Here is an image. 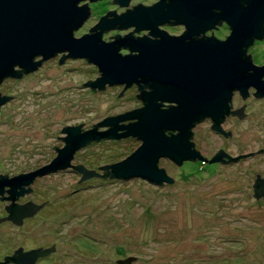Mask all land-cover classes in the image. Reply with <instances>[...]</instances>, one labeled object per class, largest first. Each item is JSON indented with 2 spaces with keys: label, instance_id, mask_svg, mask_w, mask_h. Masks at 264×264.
<instances>
[{
  "label": "rangeland",
  "instance_id": "rangeland-1",
  "mask_svg": "<svg viewBox=\"0 0 264 264\" xmlns=\"http://www.w3.org/2000/svg\"><path fill=\"white\" fill-rule=\"evenodd\" d=\"M107 5L103 0L90 3L89 20L72 35L80 36ZM166 30L178 32L174 27ZM115 32L121 34L119 29L108 30L102 39ZM227 33L225 27L213 31L217 38ZM250 51L263 57L264 44L255 43ZM60 55L0 83V92L10 95L0 106V173L47 164L55 156L53 145H63L56 137L62 135L63 126L80 123L89 129L103 117L139 105L133 87L118 95L116 85L91 92L81 83L97 75V67L78 57L57 62ZM261 115L231 123L239 144L229 146L231 153L236 147L248 152L262 145ZM196 132L199 146L209 152L220 141L207 131L206 123L199 124ZM139 143L123 136L94 141L75 150L69 164L80 163L101 173L98 166L122 159ZM158 165L174 178L173 183L159 186L140 177L98 175L77 184L80 174L71 169L38 177L33 198L48 204L20 228L0 226V253L17 243L51 242L54 250L42 264H116L114 259L126 256L135 257L130 264H264V197L255 198L251 189L254 172L264 174V155L254 153L227 165L202 160L175 165L159 158Z\"/></svg>",
  "mask_w": 264,
  "mask_h": 264
},
{
  "label": "water",
  "instance_id": "water-1",
  "mask_svg": "<svg viewBox=\"0 0 264 264\" xmlns=\"http://www.w3.org/2000/svg\"><path fill=\"white\" fill-rule=\"evenodd\" d=\"M82 0H0V79L7 75L18 76L20 71L35 68L40 59H45L58 51L61 53L57 62L64 56L85 58L93 63L99 72L92 81L82 82L102 88L103 84H120L122 88L130 83H136L139 92L135 94L141 99L142 106L124 111L116 115L103 117L92 123V127L82 130L79 124L61 127L65 131L62 147L57 148L55 156L44 165L25 173H18L5 178L0 174V199L9 198L3 205L6 216L20 223L22 215H30L39 204L29 200L17 204L12 201L17 194L30 190L27 182L34 174L43 171H54L71 165L79 174L75 182L92 176H116L127 178L138 176L149 181L161 183L160 180L171 181L161 167H156L159 156H167L173 162L187 160H220L235 159L256 151L229 155L218 150L206 159L193 149L189 141V127L204 115L210 116V127L223 135L229 130L220 129L217 124L222 119V112L227 115L236 114L239 118L243 103L228 110L230 89L237 88L241 98L247 95L245 87L253 85V95L264 94V65L255 66L250 63L248 53L243 50L251 38H260L262 21H264V0H156L151 5H132L131 9L115 14L107 10L88 28L89 33L75 37L72 31L76 29L88 14L86 3ZM117 5L126 4L127 0H112ZM224 20L230 28L224 39H216L211 35H203L202 31L213 23ZM183 23L184 29L179 35H170L157 24ZM133 25L131 31L119 36L117 33L110 41L100 39V31L107 27ZM148 29L153 38L144 34L132 36V31ZM216 28V27H215ZM127 47L133 53L120 54L118 47ZM39 55L40 58H32ZM17 65L20 68L13 69ZM147 87L149 90H143ZM10 95H0V102ZM165 101L170 104H162ZM160 105H166L161 107ZM132 120L125 124L118 121ZM97 125H108L102 130H95ZM116 129L121 131L115 132ZM164 129H175L174 134ZM135 136L139 145L122 159L98 166L101 173L85 168L82 164H68L69 159L78 145L89 139L108 136ZM226 156V160L220 158ZM7 184L8 188H2ZM22 184H26L23 188ZM255 198L264 193V177L255 178L252 183ZM17 187V190H15ZM5 190L7 195H1ZM46 201V200H44ZM53 249L48 247L30 248L20 251L17 246L10 255H3V261L11 260L13 264H31L38 254L47 253ZM133 256L114 259L116 264L128 263ZM0 261V264L1 262Z\"/></svg>",
  "mask_w": 264,
  "mask_h": 264
},
{
  "label": "flooded vegetation",
  "instance_id": "flooded-vegetation-1",
  "mask_svg": "<svg viewBox=\"0 0 264 264\" xmlns=\"http://www.w3.org/2000/svg\"><path fill=\"white\" fill-rule=\"evenodd\" d=\"M95 1H98V0H82V1H80V4L81 3H86V5L88 6V14H87V16H86V18L80 23V25L79 26H83L84 25V23L86 22V21H88L89 20V17L91 16L90 14V10H89V4L90 3H92V2H95ZM104 1V3H107L108 5L107 6H109V7H106L101 13H99L98 15H97V18H95L94 20H92L91 21V24L90 25H88V26H86L85 27V30H84V32L83 33H89V31H88V28L90 27V26H92L97 20H98V18H99V16L100 15H103V14H105V12L107 11V10H113V12L115 13V14H118L119 12H122V11H124L125 10V8H129V9H131V6L132 5H135V4H137V3H139V4H141V5H144V6H147V5H151L153 2H155L156 0H149L148 2H140V1H131V0H127L126 1V4H121V5H117V2L116 1H112V0H103ZM212 25H214L215 27H213V26H211V27H209V28H206V29H204L203 31H202V33H203V35H209L210 34V32H211V35L214 37V38H216V39H224V37L223 38H217L215 35H213V31H216V30H218L219 28H221V27H225L226 29H227V31H228V33H229V31H230V28L228 27V24L224 21V20H222V19H220V23H213ZM261 25H262V29H263V33H261V37L260 38H251V42L250 43H248L247 45H246V47H245V50H243V52H244V54H247L248 53V55H249V58H250V63L251 64H253V65H255V66H259L260 64H263L264 65V56L263 57H259V56H257V55H254L251 51H250V48L251 47H253L254 46V44L256 43V44H264V21H262V23H261ZM78 26V27H79ZM77 27V28H78ZM177 28L178 29V32H175V33H168L167 32V30H166V28ZM132 28H133V25H129V26H120V27H115V26H113V27H107L106 29H104V30H101L100 31V39H102V36L104 35V33L105 32H107L108 30H121V34H118L117 32H115V33H117L119 36H122V34H124V33H127L128 31H131L132 30ZM157 28L158 29H163L165 32H167L168 34H170V35H179L181 32H182V30L184 29V26H183V23H179V22H175V23H168V22H166V21H163V22H160V23H158L157 24ZM147 31H148V29H144V28H142V29H138V31H132L130 34H132V36H141L142 34H144V35H146V36H148V37H151V38H153V36H151L149 33L147 34ZM114 33V34H115ZM227 33V34H228ZM114 34H112V35H114ZM227 34L225 35V36H227ZM108 36H110V35H108ZM107 36V40L108 41H110V40H112L113 39V37H108ZM103 40V39H102ZM107 40H103V41H107ZM118 52L120 53V54H124V53H133V52H131V51H129L128 50V48L127 47H122L121 45H119V47H118ZM58 53H63V54H65L66 53V51H58V52H56V53H54L53 55H51V56H49V57H53V56H55L56 54H58ZM36 57H39L40 58V56L39 55H36V56H34L32 59L33 60H36L35 58ZM49 57H47V58H49ZM65 57H67V56H64L63 58H65ZM62 58V59H63ZM68 58H72V57H68ZM81 58H83V57H81ZM46 59V58H45ZM84 60H86L85 58H83ZM44 59H40L39 60V63L35 66V68L36 67H38L39 66V64L41 63V61H43ZM89 62V61H88ZM16 68H20V67H18L17 65H14L13 66V69H16ZM34 68V69H35ZM33 70V69H32ZM32 70H29V71H20V74L18 75V76H13V75H7V76H4V77H2L1 79H0V83L4 80V78H6V77H14V78H17V77H20L22 74H25V73H28V72H30V71H32ZM96 76H99V73L97 74V75H95L93 78H91V79H89L90 81H92ZM260 78L261 79H264V74L263 75H261L260 76ZM81 85L82 86H85V87H87L88 88V90H90L91 92H98V91H101V90H104L106 87H110V86H118L120 89L122 88V86H123V83H120V84H106V83H104L103 84V87L102 88H96V86H93V89H91L90 87H89V85L88 84H82L81 83ZM131 87H133L134 89H135V93L137 94L138 92H139V89H137L136 87V83H134V82H132V83H130L128 86H125V87H123V90L124 89H127V88H131ZM142 89L143 90H149V88H147V87H142ZM245 89H246V93H247V95H244L242 98H241V95H240V93H238V89L237 88H232V89H230V94H229V98H228V100H229V103H228V101L226 100V104L227 105H229L230 104V107H228V110H232V109H234V108H238L242 103H243V105H242V109H241V112L242 113H244L243 115H241L239 118L237 117V115L236 114H231L229 111L227 112V115L225 114V113H223L222 112V114H223V116H222V119L220 120V121H218L217 122V124L219 125V127H220V129H223V131L225 132V130L226 129H228L229 130V135L228 134H225V135H223L220 131H218V130H216V129H213V128H211L210 127V124L212 123V120L210 119V116H208V115H204V116H202L200 119H198L197 121H194L193 123H192V125H190V127L188 128L189 129V131H191L190 132V138H189V141H192V147H193V149H195V150H197V153L200 155V156H204L206 159H208L210 156H212L217 150H218V148L222 151V152H224L225 154H227V155H229L230 157H232V156H235V155H237V154H242V153H247L246 151H244V150H242L241 149V151H239V149L236 147L235 148V152L234 153H231L230 152V150H229V146H233V145H239L238 143H237V140H234L233 139V126L231 125V123L235 120V121H238V122H241V121H243L244 119H247V117H252V118H254V117H257V119H260L261 118V113H264V94H259V95H253L252 94V92L255 90V87H253V85H251V84H248L246 87H245ZM122 91V90H121ZM0 95H2V93L0 92ZM135 98L138 100V106H136L135 108H137V107H140V106H142L143 105V103L141 102V99L139 98V97H136L135 96ZM4 102H5V99L2 101V102H0V106H2V104H4ZM160 103H162V104H170V103H168V102H165V101H160ZM161 107H166V105H160ZM254 107V112L252 111H250L249 112V110L251 109V108H253ZM263 119H264V115H263ZM130 121H132V120H122V121H118L117 122V124H120V123H123V124H125V123H127V122H130ZM204 123H206V125H207V131L211 134V135H214V136H216L217 138H219V143H217L214 147H213V149L212 150H210V152L208 151V149L206 148V146L204 147V146H199V144H198V142H197V132H196V130H197V126L199 125V124H204ZM63 127H65V126H63ZM91 127H92V125H91ZM108 127V125H97L96 127H95V130H102V129H105V128H107ZM78 128H82V130H84V127H82L81 125H79L78 126ZM118 131H121V129H116L115 130V132H118ZM166 131H168V132H170V133H172V134H174L175 132H176V130L175 129H172V130H170V129H164L163 130V133L165 134V135H169V133H167ZM61 133H62V135L61 136H63V135H65L66 134V132L65 131H61ZM120 137H122V136H118V137H108V136H101V137H97V139H89L87 142H84L83 144H81V145H78L76 148H75V150H77L78 148H80V147H83V146H86V145H89V144H91L92 142H94V141H99V140H101V139H105V138H115V139H117V138H120ZM123 137H133V138H136L135 136H129V135H127V136H123ZM137 139V138H136ZM59 140L62 142V144H64V141H63V139L62 138H60L59 137ZM139 140V139H138ZM140 141V140H139ZM224 142H226V143H224ZM262 145H260V146H258L254 151H256L257 149H259V148H262V147H264V138H263V142L261 143ZM56 152H57V150L56 149H54ZM74 150V151H75ZM74 151H73V153H74ZM56 152H55V154H56ZM249 152V151H248ZM72 153V154H73ZM254 153H257V154H261V155H264V150L263 151H259V152H253V153H251V154H247V155H244V156H236V158L235 159H228V160H226V156H220V158H222L223 160H226V161H220V160H217V159H214V160H209V161H205L204 159H202V162L203 163H212V164H219V165H227V164H231V163H233V162H238V161H240V160H242V159H244L246 156H252ZM71 157H72V155H71ZM159 158H166V159H168L170 162H172L173 164H175V165H180V164H182L185 160H187V159H182L179 163H175V162H173L170 158H168L167 156H159V157H157V159H156V167H160L159 165H158V159ZM71 159V158H70ZM69 159V160H70ZM196 160H198V159H196ZM196 160H192V161H196ZM199 161V160H198ZM47 161H43L42 163H40V164H37V165H33V167L32 168H27V169H25V170H22V171H20V172H17V173H15V174H7V173H0V174H5L6 176H5V178H8V177H11V176H13V175H17L18 173H25V172H28V171H31V170H33V169H35L36 167H38V166H41V165H43V164H45ZM68 164H69V161H68ZM110 164V163H109ZM83 165V164H82ZM106 165H108V164H106ZM85 168H89V167H87V166H85V165H83ZM162 169H163V172H164V174L166 175V176H168L170 179H171V181H165V180H160V182L161 183H157V182H153V181H149V180H146V179H144V178H142V179H144V180H146L147 182H149V183H152V184H157V185H159V186H162V185H165V184H171V183H173V181H174V178L171 176V175H169V173L165 170V168H163V167H161ZM61 169H68V170H73V171H76L74 168H72V166L71 165H67V166H65L64 168H59V169H56V170H54V171H57V170H61ZM98 169H100V168H98ZM97 169V170H98ZM52 171H50V170H46V171H43V172H41V173H39V174H34L32 177V179L30 180V181H28L27 182V186L30 188V190H27V191H22L21 192V194H17L16 195V197L15 198H13L12 199V201L13 202H15V203H17V204H20V203H23V202H25V201H27V200H29L31 203H34V204H39L41 201H42V203L39 205V206H37L36 208H34V210H33V212H31V214L30 215H22L21 217H20V223H15V222H13V221H11V219H8V218H3L2 220H0V226H2V225H9V226H13V227H18V228H20V227H22L25 223H28V222H30V221H32V220H34L35 219V217L39 214V213H41L42 211H43V208H45L46 206H47V204H48V200H46V199H44V200H46V201H44V200H36V199H34L33 198V194H35L36 193V191H37V189L34 187V185H33V183L35 182V180L38 178V177H42V176H44V175H47L48 173H51ZM77 172V171H76ZM78 173V172H77ZM255 173H258V177H264V174L261 172V171H255L254 172V174H253V176H254V178H255ZM130 177H138V176H130ZM130 177H127V178H130ZM106 179L107 178H110V179H127V178H121V177H116V176H106L105 177ZM104 178V179H105ZM141 178V177H140ZM87 179V178H86ZM86 179H82V180H80L79 182H77V184H81V183H83ZM254 181V180H253ZM253 181H252V183H253ZM22 186H23V188H25L26 187V184H22ZM9 186L7 185V184H2V188H8ZM251 189H253V186H252V184H251ZM15 190H17V187H15ZM252 192H253V190H252ZM1 195H7V192L5 191V190H2L1 191ZM253 196H254V194H253ZM255 197V196H254ZM262 197H264V193L263 194H261V195H259L258 197H256L257 199L258 198H262ZM10 201V199L9 198H1L0 199V217H3V216H6V214H7V211L5 210V208H3V205H6L8 202ZM52 243L50 242V243H48V244H34V245H31V246H25L24 244H22V243H17L15 246H13V247H10L8 250H6L5 252H1L0 253V261H3V255H10L12 252H13V249H16L17 248V246H19L20 247V251H24V250H28V249H30V248H36V247H40V248H44V247H48L49 245H51ZM52 247H53V245H52ZM54 248V247H53ZM54 249H50V250H48L47 251V253H43V254H40V255H36L35 256V258L33 259V262L31 263V264H42L43 262H46V260L47 259H49L50 258V256H51V253H52V251H53ZM135 260V257L132 259V260H130V262H133ZM129 262V263H130ZM1 264H13V261H11V260H7V261H3V262H1ZM20 264H23V263H20ZM123 264H128V263H123Z\"/></svg>",
  "mask_w": 264,
  "mask_h": 264
}]
</instances>
